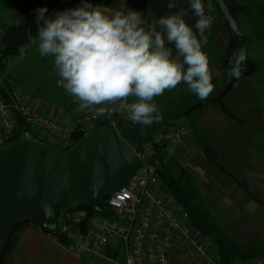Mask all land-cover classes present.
I'll use <instances>...</instances> for the list:
<instances>
[{
    "label": "crops",
    "instance_id": "obj_1",
    "mask_svg": "<svg viewBox=\"0 0 264 264\" xmlns=\"http://www.w3.org/2000/svg\"><path fill=\"white\" fill-rule=\"evenodd\" d=\"M81 2L82 0H0V55L1 39L6 28L27 24L29 15L35 20L38 8L46 7V15L52 16L56 11L79 7ZM89 2L100 6L106 14L116 10L125 13L130 9L136 10L140 12L146 29L160 17L183 10L187 12L184 16L186 23L196 31L197 17L189 7V0H172L176 5L173 9L167 7L170 0ZM203 3L206 14L215 18L211 28L205 32L207 42L202 47L209 58L213 80H217L224 77L228 60V57H221L223 52L214 50L222 17L215 0H203ZM209 3L212 6L210 13L207 8ZM231 6L234 16L235 12L246 14L241 8L244 6L237 0L230 4V8ZM262 23L264 27V21ZM156 28L163 31L158 24ZM261 31L259 29L257 32L258 40L264 39V30ZM255 44L256 39L254 46ZM232 45L235 44L230 41V46ZM167 46L174 49L173 45ZM0 62L14 83L32 97L33 106L61 124L72 125L78 116L95 109L94 106L78 110V102L62 87L57 86L59 77L54 70L52 58H42L31 43L23 45L16 55L8 56L2 61L0 58ZM255 62L258 64L257 72L237 79L223 98L231 115L220 104L197 107L184 116L194 126V132L178 143L172 157L157 159V163L166 177L179 180L189 204L207 226L239 246L264 251V59ZM186 89L187 85L181 83L155 100L174 102L191 93ZM204 141L215 150V161H209L204 154ZM165 185L167 186L166 181ZM107 254L109 257L120 256L121 246L117 238L112 240ZM91 257L97 256L74 253L51 235L45 234L42 224L30 221L15 231L12 249L4 264H110L100 257H97L98 262L93 263ZM241 264H264V255Z\"/></svg>",
    "mask_w": 264,
    "mask_h": 264
},
{
    "label": "clouds",
    "instance_id": "obj_2",
    "mask_svg": "<svg viewBox=\"0 0 264 264\" xmlns=\"http://www.w3.org/2000/svg\"><path fill=\"white\" fill-rule=\"evenodd\" d=\"M167 7L176 5L170 0ZM189 7L197 17L196 31L186 23L183 10L160 17L146 29L140 12L106 14L89 0L52 16L41 7L35 17L40 27L30 43L42 58H52L57 86L78 102V110L95 106L98 115L127 110L133 123L150 126L159 119L153 101L165 91L184 83L201 100L215 91L202 47L215 18L206 14L203 0H189ZM207 8L210 13V3ZM246 60L244 50L234 52L228 75L239 79Z\"/></svg>",
    "mask_w": 264,
    "mask_h": 264
},
{
    "label": "built area",
    "instance_id": "obj_3",
    "mask_svg": "<svg viewBox=\"0 0 264 264\" xmlns=\"http://www.w3.org/2000/svg\"><path fill=\"white\" fill-rule=\"evenodd\" d=\"M0 86L8 95L7 99L0 96V147L16 136L18 116L40 139L62 149L74 144L77 132L103 124L120 129L114 121L100 122L106 114L98 115L95 109L78 116L72 125L61 124L33 106L32 97L14 83L2 62ZM182 118L144 144L139 154L141 166L105 198L101 212L84 208L63 212L56 219L57 235L53 232L51 237H62L78 255L97 256L110 264H221L216 239L193 225L186 206L165 185L157 163V159L172 157L178 143L194 132V126L186 120L182 123ZM114 238L120 242L121 254L109 257Z\"/></svg>",
    "mask_w": 264,
    "mask_h": 264
},
{
    "label": "water",
    "instance_id": "obj_4",
    "mask_svg": "<svg viewBox=\"0 0 264 264\" xmlns=\"http://www.w3.org/2000/svg\"><path fill=\"white\" fill-rule=\"evenodd\" d=\"M234 1L215 3L229 29L231 43L240 44L235 52L244 50L248 56L255 39L243 31L234 16L230 8ZM235 79L226 71L207 99L194 95L182 106L158 115L159 119L150 126L133 123L117 129L103 124L86 131L67 149L25 131L0 147V264L19 225L39 221L42 231L50 235L56 231L57 216L63 212L81 205L101 212L100 202L123 186L141 166L139 154L160 127L218 100Z\"/></svg>",
    "mask_w": 264,
    "mask_h": 264
},
{
    "label": "trees",
    "instance_id": "obj_5",
    "mask_svg": "<svg viewBox=\"0 0 264 264\" xmlns=\"http://www.w3.org/2000/svg\"><path fill=\"white\" fill-rule=\"evenodd\" d=\"M231 9H232V6H231ZM39 27L40 26L35 22L34 18L31 15H29V20H28L27 24H22V25L19 24V25H14V26L6 28L5 32L3 34V37L1 39V55H0L1 61L8 56L18 54L20 48L23 45L29 44L31 42L32 38L37 35V29ZM242 67H243V72L239 78L249 77V76L253 75L255 72H257V70H258V64L253 59L249 58L248 56H247L246 63ZM236 80L237 79H235V81ZM234 82H233V84H234ZM233 84H232V86H233ZM231 87H230V89H231ZM230 89L218 100L206 103L204 105H208L211 103L220 104L221 107L223 108V110L226 113H228L229 115H231L223 103V98L230 91ZM0 96L3 97L4 99L8 98L5 87L0 86ZM170 123H173V122H170ZM170 123H168V124H170ZM25 131H29L33 135L38 137V135L35 134L24 123V121L18 116L17 117V134L13 138V140L16 139L22 132H25ZM83 135H84L83 132H77L74 135V143L76 141H78L80 138H82ZM202 144H203V151H204V154L206 155L207 159L209 161H215L216 153H215V150L213 149V147L206 141H204ZM161 174L163 177L165 176L162 173V171H161ZM163 179H165L169 190L175 195L176 199L186 206L187 210L190 213L191 221H192L193 225L200 227L203 230V232L205 233V235H211L216 239V249H217L218 257H219L221 264H227L229 261H231L233 259H238L239 261L244 263L248 259H251L253 257H260V256L264 255V251L256 249V248H247V247L239 246V245L235 244L233 241H231L228 237L221 234L219 231L213 229L210 226H207L204 223L202 217L189 204V201L186 198V196L182 190V187L179 185V180L178 179H172L170 177H166ZM104 200L105 199H103L100 202V205L102 208H104ZM76 208H84V209H87L89 211H94L91 207L86 206V205H81V206H78ZM36 222L40 223L39 221H36ZM21 225H19V226H21ZM17 228L15 229V231L17 230ZM15 231L13 232V235H14ZM13 235H12V237H13ZM53 235H57V232L53 233ZM12 237H11L7 247L5 248V250L3 252V255L1 258V264H4L6 256L10 253V251L12 249ZM58 241L61 242L65 246L67 244L66 240H64L62 237H59Z\"/></svg>",
    "mask_w": 264,
    "mask_h": 264
},
{
    "label": "rangeland",
    "instance_id": "obj_6",
    "mask_svg": "<svg viewBox=\"0 0 264 264\" xmlns=\"http://www.w3.org/2000/svg\"><path fill=\"white\" fill-rule=\"evenodd\" d=\"M237 2L244 6L241 8L242 10L245 11L246 14L235 12L236 19L241 25L243 31L249 36L256 39V44L253 47V49L249 52L248 57L255 61L261 62L262 59H264V39L260 40L261 39L260 38L258 40L257 32L259 29L260 31L264 30V27L262 26L263 24L262 22L264 21V12H263L264 11V0H237ZM216 37H217L215 40L216 45L214 46V50H218V52H223L221 57H226V58L229 57L235 51H237L240 47V44H235V45L230 46L229 30L222 18H221V26L218 29V35H216ZM226 70L227 69H225V72ZM223 78L213 80V74H212V82L214 86L215 87L219 86ZM192 95L193 94L191 93L185 94V96L177 98V100L174 102H161L158 100H154L153 102L157 105V113H154V116L169 112L175 108L182 106L184 103L190 100L195 94L193 96ZM129 102H132V98H130ZM110 121H114L116 126L119 128H127L131 126L133 123L129 119V114L127 110H125L123 113H116L113 115L106 114L105 117L100 120V122H104V123H108ZM181 122L182 123L186 122L184 117L182 118ZM176 123L177 124L180 123L179 119L173 121V123L171 124L173 125ZM162 129L163 127H160L158 131ZM91 260L93 261V263L98 262L97 257H91ZM241 263L242 262L239 261V264ZM101 264H106V263L104 262Z\"/></svg>",
    "mask_w": 264,
    "mask_h": 264
}]
</instances>
